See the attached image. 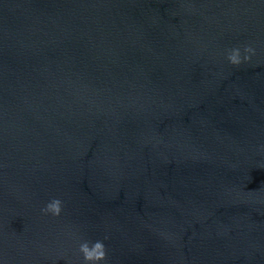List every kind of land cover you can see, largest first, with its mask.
Returning a JSON list of instances; mask_svg holds the SVG:
<instances>
[{
	"label": "water",
	"instance_id": "1",
	"mask_svg": "<svg viewBox=\"0 0 264 264\" xmlns=\"http://www.w3.org/2000/svg\"><path fill=\"white\" fill-rule=\"evenodd\" d=\"M0 264H264V0H0Z\"/></svg>",
	"mask_w": 264,
	"mask_h": 264
}]
</instances>
